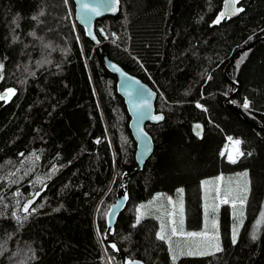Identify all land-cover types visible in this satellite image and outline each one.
Here are the masks:
<instances>
[{
	"label": "trees",
	"instance_id": "1",
	"mask_svg": "<svg viewBox=\"0 0 264 264\" xmlns=\"http://www.w3.org/2000/svg\"><path fill=\"white\" fill-rule=\"evenodd\" d=\"M118 2L96 21L95 46L72 0H0V94L15 89L0 99V264H122L105 229L123 175L128 201L109 238L129 259L264 264V0H238L243 11L219 23L223 0ZM103 54L157 92L164 116L146 124L154 150L137 172ZM227 136L240 141L235 162ZM243 171L241 224L233 242L234 204L219 206V251L174 260L158 218L137 223L141 202L182 190L186 226L199 230L201 181Z\"/></svg>",
	"mask_w": 264,
	"mask_h": 264
},
{
	"label": "rangeland",
	"instance_id": "2",
	"mask_svg": "<svg viewBox=\"0 0 264 264\" xmlns=\"http://www.w3.org/2000/svg\"><path fill=\"white\" fill-rule=\"evenodd\" d=\"M243 105L244 104H242V106ZM231 140L233 142L236 141L235 139ZM231 144H233L231 141H226L223 148V153L230 162L232 161L227 154V148L228 145ZM244 173L246 172L243 171L236 175H219L201 181L203 218L202 226L199 230L188 229L186 226V215L185 210H183L184 196L182 190H177L176 195L172 197H169L166 194L157 193L153 198L141 202L138 209H140V206L142 205L144 208L138 212V216L140 218L145 216L158 218L159 231L161 232V228H164V234L167 244L169 245L168 247H170L172 258L174 256L178 258L182 255H188L187 253L189 251L195 253L192 255L214 253L217 251V245H219L220 248L218 209L223 203L232 202L234 204L232 209V216L234 218L231 225V231L232 237L234 232L235 237L237 235L243 217V203H241V200H244L248 192V176L243 175ZM183 212L185 217L182 220ZM173 227L177 229L176 235L172 234ZM188 233H200L201 235L189 236Z\"/></svg>",
	"mask_w": 264,
	"mask_h": 264
},
{
	"label": "water",
	"instance_id": "3",
	"mask_svg": "<svg viewBox=\"0 0 264 264\" xmlns=\"http://www.w3.org/2000/svg\"><path fill=\"white\" fill-rule=\"evenodd\" d=\"M74 4V18L79 26H81L85 34L88 38L92 40L95 46H99V39L95 35V23L97 20L104 18L106 16L114 15L119 10V2L114 5V10H108L113 8L112 0H72ZM84 3H88L93 6H98L101 10V15L95 16L90 12H84L82 6ZM228 5H230V0H223L222 12H225L226 15L224 17L232 18L236 17L239 12H235V8H239L237 3L231 4L232 11H229ZM78 13L81 15H85L90 18V21L81 19L78 16ZM264 38V37H263ZM247 46L246 48H248ZM246 48H242L244 50ZM101 51V48H100ZM236 53V52H235ZM230 60V63L234 59V55ZM103 62L106 68L116 76V88L118 93L123 97L126 109L129 115L128 127L130 129L131 135L136 143L135 147V161L136 167L133 172L140 171L144 166L145 162L150 158L154 150V144L151 138V135L146 130V124L152 123L156 124L163 121L164 116L161 113H157L155 109V102L157 99V92L145 81H143L140 77L128 72L121 65L111 60L106 54H103ZM1 69V68H0ZM1 71V70H0ZM152 93L150 97L148 93ZM6 92L1 93L0 95L5 94ZM148 99L151 105L150 110L145 108L141 110H137L134 108V104L139 103L142 99ZM226 99V102H229V99ZM230 104V103H229ZM141 113L143 114V118L141 117ZM153 116H162L163 119L155 120L151 117ZM193 131L195 134H201L202 129L201 125L195 124L193 126ZM126 175H123L122 181L117 187L115 193V201L110 205L108 212L106 214V229L105 236L107 241L113 243L115 245L114 252L120 256L122 264H147L141 258H131L129 259L126 253L121 249V247L112 239H110V235L114 232V227L118 219V215L124 210L128 197L126 192V185L124 180L126 179ZM127 199H124V197Z\"/></svg>",
	"mask_w": 264,
	"mask_h": 264
},
{
	"label": "snow or ice",
	"instance_id": "4",
	"mask_svg": "<svg viewBox=\"0 0 264 264\" xmlns=\"http://www.w3.org/2000/svg\"><path fill=\"white\" fill-rule=\"evenodd\" d=\"M116 2H117V0H112L113 8H110L108 10H114V5H115ZM237 2H238V0H230V5L231 4H235ZM230 5H228V8H229V11H232L233 9H231V6ZM82 8H83L84 12H86V13L87 12H90L91 14H93L95 16L101 15V10H100V8L98 6H93V5H90L88 3H84L83 6H82ZM234 11L235 12H240V11H243V9H241V8H235ZM225 15H226L225 12H221L220 13V16L217 18V20L215 22L216 23H219L220 22V19L224 18ZM78 16H80L81 19H85V20H88V21H90V18H91V17L85 16V15H81L80 13H78ZM0 67H2V65H0ZM14 93H15V89L9 88V89H7V92L5 94L0 95V99L10 98V96L13 95ZM151 95H153V94L149 92L148 93V96L150 97ZM243 106L246 109L249 107V104H248L247 100L245 101V103H244ZM150 107H151V105L149 103V100L146 99V98L145 99H142L139 103L134 104V108H136L138 111L141 110V109H145V108H147V109L150 110ZM140 118H143V114L142 113H141V117ZM151 118L152 119H155V120H161V119H163L162 116H153ZM229 139H231V138H229ZM234 143L238 145L240 143V141H235ZM239 154L242 155V153H239ZM229 159L232 162H235V159L231 155H229ZM243 175L246 176L247 173H244ZM124 199H127V197L125 196ZM224 202H227V201H224ZM241 203H243L242 200H241ZM143 208H144V206L142 205V206H140V209H138L137 211L140 212V210L143 209ZM25 211H27V206H25ZM139 219H140V217L138 216L137 217V223H139ZM172 234L173 235H176L177 234V229L175 227L172 228ZM188 235L189 236H197V235H201V234L200 233H188ZM235 238L236 237H235V232H234V234H233V242H235ZM159 239H161V240L166 239L165 234H164V228L163 227L161 228V232L159 234ZM112 247L115 248V245H112ZM216 250L217 251L220 250L219 245L216 246ZM187 254L188 255H192V254H195V253L192 252V251H189ZM200 254H204V253H200ZM175 258L176 257L174 256L173 259L175 260ZM129 264H131V262H129Z\"/></svg>",
	"mask_w": 264,
	"mask_h": 264
},
{
	"label": "built area",
	"instance_id": "5",
	"mask_svg": "<svg viewBox=\"0 0 264 264\" xmlns=\"http://www.w3.org/2000/svg\"><path fill=\"white\" fill-rule=\"evenodd\" d=\"M241 107H243L244 108V106H242V105H240ZM229 138H231L230 136H227L226 137V141L227 142H229V141H231L233 144H234V142L231 140V139H233V138H231V139H229ZM236 141H239L238 139H235ZM238 146V148L240 149V147H239V144L237 145ZM223 151V150H222ZM241 153V152H240ZM227 154H228V156L230 155V145H228V148H227ZM241 155L238 153V154H236V155H234V159H235V161L240 157Z\"/></svg>",
	"mask_w": 264,
	"mask_h": 264
},
{
	"label": "bare ground",
	"instance_id": "6",
	"mask_svg": "<svg viewBox=\"0 0 264 264\" xmlns=\"http://www.w3.org/2000/svg\"><path fill=\"white\" fill-rule=\"evenodd\" d=\"M231 145H232V147H231ZM231 145H230V155L232 157H234V155L240 153L241 151L235 143L231 144Z\"/></svg>",
	"mask_w": 264,
	"mask_h": 264
},
{
	"label": "crops",
	"instance_id": "7",
	"mask_svg": "<svg viewBox=\"0 0 264 264\" xmlns=\"http://www.w3.org/2000/svg\"><path fill=\"white\" fill-rule=\"evenodd\" d=\"M184 210V209H183ZM185 215H184V212H183V215H182V220L184 219Z\"/></svg>",
	"mask_w": 264,
	"mask_h": 264
}]
</instances>
